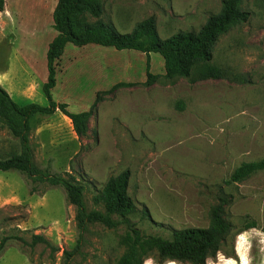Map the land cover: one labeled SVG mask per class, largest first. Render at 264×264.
I'll return each mask as SVG.
<instances>
[{"label": "rangeland", "instance_id": "1", "mask_svg": "<svg viewBox=\"0 0 264 264\" xmlns=\"http://www.w3.org/2000/svg\"><path fill=\"white\" fill-rule=\"evenodd\" d=\"M223 1L101 0V19L129 34L154 17L159 36L167 39L198 32L221 11ZM5 2L10 12L4 15L11 19L7 24L0 14V31L6 27L10 33L3 37L0 32V85L18 104L49 106L43 85L48 44L57 36L53 13L58 0ZM243 7L250 19L214 48L212 65L222 76L197 78L196 83L167 80L158 53L150 55L156 78L148 83L146 54L67 45L56 62L52 98L67 104L71 113L91 112L89 129L79 136L59 110L36 115L29 134L36 168L82 184L87 211L102 213L105 206L96 195L111 177L129 171L128 191L138 207L131 221L142 233L165 238L174 230L208 227L223 188L231 201L226 218L238 228L249 217L258 227L230 237L206 264H264V171L226 184L242 163L264 157V0H245ZM14 48L23 50L17 57L29 67L18 60L9 69ZM20 152L18 139L0 122V158ZM35 186L38 191L32 194ZM76 216L63 189L37 185L18 172H0V244L10 238L0 264H65V253L73 252L79 239ZM114 220L116 227L88 225L70 264H118L127 251V226L119 214ZM34 235L52 246H32ZM144 264L157 263L150 257Z\"/></svg>", "mask_w": 264, "mask_h": 264}, {"label": "trees", "instance_id": "2", "mask_svg": "<svg viewBox=\"0 0 264 264\" xmlns=\"http://www.w3.org/2000/svg\"><path fill=\"white\" fill-rule=\"evenodd\" d=\"M100 1L58 0L53 13V28L57 36L48 47V80L43 85V92L50 102L49 106L36 103L18 104L0 85V122L18 139L21 148L20 153L0 158V172H18L37 185L48 184L53 188H61L69 202L75 205L79 239L75 250L65 253L67 256L65 264H70L72 257L79 252L88 225L99 222L108 227H116L119 225V222L114 220L117 214L122 217L121 223L127 226L123 239L127 251L118 264H144L150 257H153L157 264L166 262L206 264L208 257L218 252L230 237L258 227L256 220L249 217H244L238 228L226 218V207L231 201L223 188L219 192L218 204L211 209L208 227L174 230L169 238L146 235L130 219L138 212V207L129 195L131 177L129 171L111 177L96 195L95 200L105 206V212H88L84 202L85 187L82 184H78L72 178L68 179L36 168L29 134L36 115H52L58 110L72 121L79 136H85L88 132L91 112L71 113L67 104L57 103L52 98V90L57 84L56 62L64 55L67 45L73 44L79 48L97 45L146 54L148 83L156 78L150 72V55L158 53L164 59L167 80L186 78L191 83H196L197 78L222 76L221 71L212 65L215 45L231 29L246 23L250 19V12L243 7L245 0H224L221 11L210 16L198 32H179L162 39L157 32L154 17L137 24L129 34L120 33L113 24L105 23L101 19L103 7ZM5 6V0H0V14L5 11ZM91 18L96 21L90 22ZM119 86L128 87L131 84L121 83ZM261 171H264V157L256 162L242 163L226 184L239 183ZM37 191L38 187H32V194ZM143 214L147 216V211L144 210ZM236 228L237 231L234 233ZM9 239L4 238L0 244V258L7 248ZM38 243L52 246L44 236L34 235L31 245L35 246Z\"/></svg>", "mask_w": 264, "mask_h": 264}, {"label": "crops", "instance_id": "3", "mask_svg": "<svg viewBox=\"0 0 264 264\" xmlns=\"http://www.w3.org/2000/svg\"><path fill=\"white\" fill-rule=\"evenodd\" d=\"M10 11H9V7H8V4H7V6H5V11L4 12H2L1 13V16H3V18H5V20H6V22H7V24H8V22H10V17H7L6 15H4V13H9ZM0 29H1V25H0ZM8 30V28H6L5 27V30L3 31V29H2V32H1V36H3V37H9V31H7ZM37 33V32H36ZM36 33H35V35H32L33 37H37L38 36V34L39 33H37V35H36ZM33 37H28L29 39L30 38H33ZM52 42V41H51ZM50 42V43H51ZM49 43V44H50ZM13 44H15L14 42H13ZM24 44L26 45V46H29V42L26 40V41H24ZM48 44V45H49ZM16 45V44H15ZM23 50H21L20 48H14V53H15V57L12 59L11 58V61H10V67H9V69H11L12 67H13V64L14 63H16L17 64V62H18V60H20L21 61V63H23L26 67H29V65L28 64H26L23 60H22V58H21V56H18V57H20V59H18V57H17V55H21V52H22ZM20 53V54H19ZM23 66V65H22Z\"/></svg>", "mask_w": 264, "mask_h": 264}, {"label": "clouds", "instance_id": "4", "mask_svg": "<svg viewBox=\"0 0 264 264\" xmlns=\"http://www.w3.org/2000/svg\"><path fill=\"white\" fill-rule=\"evenodd\" d=\"M229 264H235V262L232 261V262H229ZM243 264H248V262L245 260V261L243 262Z\"/></svg>", "mask_w": 264, "mask_h": 264}]
</instances>
